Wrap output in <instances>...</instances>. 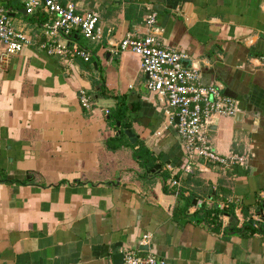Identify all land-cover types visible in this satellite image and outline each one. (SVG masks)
<instances>
[{
  "label": "crops",
  "instance_id": "obj_1",
  "mask_svg": "<svg viewBox=\"0 0 264 264\" xmlns=\"http://www.w3.org/2000/svg\"><path fill=\"white\" fill-rule=\"evenodd\" d=\"M71 1L98 13V41L73 37L89 61L64 66L27 47L0 72V264H112L125 251L166 264H264V229L240 227H264V0ZM150 10L160 43L237 102L208 140L220 154L246 156L243 165L193 168L168 184L182 151L166 104L145 89L138 59L117 49L126 33L146 32ZM79 89L90 109L79 106ZM121 115L133 148L117 136ZM214 208L234 213L233 231L224 213L214 222Z\"/></svg>",
  "mask_w": 264,
  "mask_h": 264
},
{
  "label": "built area",
  "instance_id": "obj_2",
  "mask_svg": "<svg viewBox=\"0 0 264 264\" xmlns=\"http://www.w3.org/2000/svg\"><path fill=\"white\" fill-rule=\"evenodd\" d=\"M18 10L32 19L33 27L26 29L19 21L12 23L13 14ZM97 20L96 11L78 12L71 0H0V72L8 68L11 57L27 47L57 58L64 66L75 59L88 62L90 53L73 37L79 35L98 41L101 30L96 25ZM144 23L143 35L126 33L119 39L117 49L129 51L138 59V68L145 76V89L166 104L164 114L167 122L174 126L182 151L179 178L168 184L178 186L180 178L193 168L210 166L224 172L232 166L243 165L246 156L220 154L208 141L210 126H214L218 118L232 117L238 110L237 102L222 92L221 84H203L199 67L189 61L182 50L160 43L154 11L146 13ZM184 60L188 65H183ZM77 100L83 109L92 106L83 89L77 91ZM107 112L105 109L104 113ZM221 218L227 216L221 214ZM146 237L143 235L142 239ZM120 264L166 263L152 253L136 255L125 251Z\"/></svg>",
  "mask_w": 264,
  "mask_h": 264
},
{
  "label": "trees",
  "instance_id": "obj_3",
  "mask_svg": "<svg viewBox=\"0 0 264 264\" xmlns=\"http://www.w3.org/2000/svg\"><path fill=\"white\" fill-rule=\"evenodd\" d=\"M120 110L123 111V108H121ZM116 111H117V108L115 107V109L111 113H107V117H113L112 114L116 113ZM126 121L127 120H126L125 115H121V116H119V118H116L115 122H118V126H115V128L118 130L117 136H119L120 138H123L126 141V145L127 146H130L131 148H133V146L137 144V141L138 140H137L136 136L133 135V133H132V131L130 129L129 124ZM124 130H127V131L131 132L132 137L135 138L134 143H130L129 142V138H127L125 136L124 132H123ZM141 147H143L142 144H139L135 150L134 149H131V154H132V157L133 158L135 157V153H137L139 151V149H141ZM144 153L147 154L148 152L146 150H144ZM140 165H146L145 164V161H141ZM162 189H164V186L162 187ZM200 209L203 210L202 207ZM221 213H224V214H226L229 217V222H228L227 227L225 228V230L228 229L229 231H233V227L235 225L234 222H236V224H237L238 219L235 217L234 213L230 209L229 210L228 209L217 210V209L214 208L213 209V216H212V218H213V220H214L215 223H218L217 215L218 214H221ZM204 214H206V213L204 212ZM240 224H241L240 227L242 229H245L247 227L250 232L252 230H257V231L263 232V229H264V227L262 226V224H260V225H258L256 227H252V225H251L252 223L250 222V220H247L245 223L242 222Z\"/></svg>",
  "mask_w": 264,
  "mask_h": 264
},
{
  "label": "water",
  "instance_id": "obj_4",
  "mask_svg": "<svg viewBox=\"0 0 264 264\" xmlns=\"http://www.w3.org/2000/svg\"><path fill=\"white\" fill-rule=\"evenodd\" d=\"M19 12L21 14H24L23 10H19ZM182 63H183V65H188V61L187 60H184ZM174 123H176V119H174ZM210 129H213V126H210ZM124 134H125L126 137H128L130 139V142L133 143L134 138L132 137L131 132H129L127 130H124ZM154 168H157V166H155ZM151 172H152V170H151ZM121 259H122V253H117V254L113 255L112 256V264H120L121 263Z\"/></svg>",
  "mask_w": 264,
  "mask_h": 264
},
{
  "label": "rangeland",
  "instance_id": "obj_5",
  "mask_svg": "<svg viewBox=\"0 0 264 264\" xmlns=\"http://www.w3.org/2000/svg\"><path fill=\"white\" fill-rule=\"evenodd\" d=\"M12 2V1H11ZM18 18H20L22 21H23V23L22 22H20L23 26H25L26 27V29H28V28H30L31 27V24L27 21V20H25L26 19V16H19V14H18V16L16 15V16H14L13 18H12V23L14 24V22H15V20L16 19H18ZM19 21V20H18ZM209 142H210V140H208ZM169 187V186H168Z\"/></svg>",
  "mask_w": 264,
  "mask_h": 264
}]
</instances>
